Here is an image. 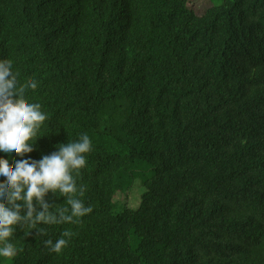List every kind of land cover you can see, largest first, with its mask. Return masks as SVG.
Segmentation results:
<instances>
[{
	"label": "trees",
	"instance_id": "1",
	"mask_svg": "<svg viewBox=\"0 0 264 264\" xmlns=\"http://www.w3.org/2000/svg\"><path fill=\"white\" fill-rule=\"evenodd\" d=\"M0 60L38 82L28 156L92 144L74 173L91 213L21 225L0 264H264V0H0ZM135 181L138 206L116 201ZM44 202L59 219L67 197Z\"/></svg>",
	"mask_w": 264,
	"mask_h": 264
},
{
	"label": "clouds",
	"instance_id": "2",
	"mask_svg": "<svg viewBox=\"0 0 264 264\" xmlns=\"http://www.w3.org/2000/svg\"><path fill=\"white\" fill-rule=\"evenodd\" d=\"M17 77L13 62L0 60V262L15 259L18 248L13 238L21 225L26 223L34 228L41 222L72 224L92 211L76 198L74 179V173L78 175L86 166V155L92 149L89 136L82 134L74 142L61 144L39 160L28 156L42 136L47 115L39 103L27 99L29 91L38 88V82L33 79L20 84ZM49 192L67 197V206L57 209L59 219L44 202ZM81 196L83 190L79 192ZM71 236L70 231H64L61 238L55 242L48 240L45 245L51 252L60 254Z\"/></svg>",
	"mask_w": 264,
	"mask_h": 264
},
{
	"label": "rangeland",
	"instance_id": "3",
	"mask_svg": "<svg viewBox=\"0 0 264 264\" xmlns=\"http://www.w3.org/2000/svg\"><path fill=\"white\" fill-rule=\"evenodd\" d=\"M221 0H188V7L197 15H201L211 5L218 4ZM138 181H135L134 186L124 194L118 195L115 200L122 201L126 206L137 207L140 201V196L144 192L142 186H139Z\"/></svg>",
	"mask_w": 264,
	"mask_h": 264
}]
</instances>
